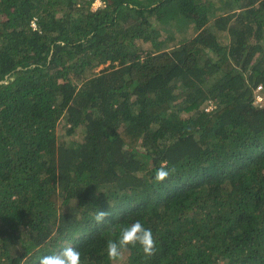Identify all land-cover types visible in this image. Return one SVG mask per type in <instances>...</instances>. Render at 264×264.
<instances>
[{
  "label": "trees",
  "instance_id": "16d2710c",
  "mask_svg": "<svg viewBox=\"0 0 264 264\" xmlns=\"http://www.w3.org/2000/svg\"><path fill=\"white\" fill-rule=\"evenodd\" d=\"M94 1L0 0V264H264V0Z\"/></svg>",
  "mask_w": 264,
  "mask_h": 264
},
{
  "label": "clouds",
  "instance_id": "9594fccd",
  "mask_svg": "<svg viewBox=\"0 0 264 264\" xmlns=\"http://www.w3.org/2000/svg\"><path fill=\"white\" fill-rule=\"evenodd\" d=\"M176 169L173 167L169 169L166 162L159 167L154 175L156 182L160 183L169 178ZM108 212L97 210L94 220L98 224L106 223ZM112 237L106 243V254L110 261H115L121 257L122 251L129 246L139 245L143 254L146 257H151L157 250V241L153 236L151 228L145 227L141 219H136L131 223L121 225L118 230L113 229ZM37 264H83L81 251L72 245H65L52 252L41 256Z\"/></svg>",
  "mask_w": 264,
  "mask_h": 264
},
{
  "label": "rangeland",
  "instance_id": "374dc122",
  "mask_svg": "<svg viewBox=\"0 0 264 264\" xmlns=\"http://www.w3.org/2000/svg\"><path fill=\"white\" fill-rule=\"evenodd\" d=\"M99 3H101L100 0H95L92 3V7L97 6ZM57 133L60 139H65L67 141H78L81 138V131L75 130L72 133H69L67 127H64L62 121L58 124Z\"/></svg>",
  "mask_w": 264,
  "mask_h": 264
},
{
  "label": "built area",
  "instance_id": "2783aa9c",
  "mask_svg": "<svg viewBox=\"0 0 264 264\" xmlns=\"http://www.w3.org/2000/svg\"><path fill=\"white\" fill-rule=\"evenodd\" d=\"M258 100L264 101V95H258L256 96Z\"/></svg>",
  "mask_w": 264,
  "mask_h": 264
},
{
  "label": "water",
  "instance_id": "95a60500",
  "mask_svg": "<svg viewBox=\"0 0 264 264\" xmlns=\"http://www.w3.org/2000/svg\"><path fill=\"white\" fill-rule=\"evenodd\" d=\"M2 80H0V82H1Z\"/></svg>",
  "mask_w": 264,
  "mask_h": 264
}]
</instances>
